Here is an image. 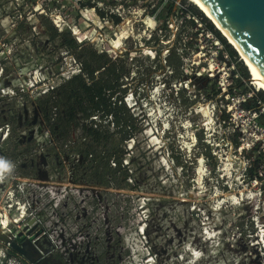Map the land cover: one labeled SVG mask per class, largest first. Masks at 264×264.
Returning a JSON list of instances; mask_svg holds the SVG:
<instances>
[{
  "label": "rangeland",
  "instance_id": "rangeland-1",
  "mask_svg": "<svg viewBox=\"0 0 264 264\" xmlns=\"http://www.w3.org/2000/svg\"><path fill=\"white\" fill-rule=\"evenodd\" d=\"M159 1L95 0L92 9L77 0H0V160L8 165L0 169V242L14 252L2 264H264L258 235L248 233L258 185L245 172L257 152H238L235 119L220 118L240 96L212 98L233 68L198 20L189 29L179 12L166 15L169 0ZM154 30L159 40H148ZM65 32L125 61L123 99L138 129L122 139L109 126L96 160L81 153L91 140L80 125L55 137L39 111V94L79 72L71 55L79 47L69 49ZM175 44L187 56L171 71L163 58ZM248 75L237 92L257 87Z\"/></svg>",
  "mask_w": 264,
  "mask_h": 264
},
{
  "label": "trees",
  "instance_id": "trees-1",
  "mask_svg": "<svg viewBox=\"0 0 264 264\" xmlns=\"http://www.w3.org/2000/svg\"><path fill=\"white\" fill-rule=\"evenodd\" d=\"M174 1L175 0H169L163 6L166 15L178 12ZM160 2L161 0L159 3ZM183 3L185 5L187 4L185 8L179 9L180 15L183 16V19H185L186 11L190 16L198 18L208 30L214 33L231 59L236 61V69L240 77L248 79L249 75L246 67L240 60L237 61V53L231 45L226 42L225 38L220 34L214 23L209 18H206L204 13L191 2L186 3V0H183ZM89 5L91 6L92 4ZM157 7V5H154L151 12H154ZM98 12L103 16L102 12ZM162 17L163 14L161 13V10L154 15V18L158 20ZM110 18L115 24L120 22L119 16H116L115 14H110ZM188 20L189 22L187 26H189L190 29L194 27L195 21L193 19ZM47 27L51 30L53 36L57 35L56 30L51 24L47 23ZM167 28L168 22L167 20H164L160 24V27H158V30L162 33L161 29L166 30ZM158 30L151 32L148 40H159L161 34H158L157 36ZM61 35L69 49L77 50L79 47V53L72 52L71 54L73 59L77 62L79 72L68 75L57 85L51 86L46 91L39 94L42 100V103H40L39 106V111L42 114L43 121L46 124L48 131L55 137H62L65 133L69 134L70 129L80 125L82 130L91 140V144L85 146L81 153L92 160H96L97 153L95 151V146L108 141L109 137L112 135L109 132V126L114 128V131L118 133L122 139L132 137L138 129L135 123L136 118H134L129 112L123 99L126 93V88L122 83L123 77L126 73L125 61L122 59L121 55L113 56L105 51L96 52L89 45L87 46L82 43L78 44L70 35V32H65ZM186 35L191 37L190 32H186ZM193 38H195V36L191 37V39ZM177 49L178 47L175 44L168 50V53L163 58L171 71L182 66L184 62L183 58L187 56L185 48L181 53H179ZM154 51L156 55L152 59H149L148 55L142 56L149 59L151 62V64H148V67H150L148 69L151 72H154L159 66L158 55L162 51V48H155ZM133 59L134 57L131 58V60ZM242 87L243 82L241 79H235L234 84L228 88V93L230 95H237L239 93L237 92L238 88ZM242 90H244V88ZM220 93L221 91L218 88L212 98L220 95ZM195 97L196 95L194 94V98ZM256 99H260L264 103L263 90H259L256 93ZM220 100L224 101V98L221 97ZM193 101L194 99L191 102H188L186 99V103H188L187 106L193 105ZM217 109L220 110L218 105ZM222 112L223 114L220 118L225 125L228 121V115L224 112V109ZM231 143L235 148L238 146L239 141L237 135H235ZM251 152L255 153V150L253 149ZM111 155L112 154L106 155L108 160ZM261 161V155L256 154L254 160L250 163V167L246 170V177L248 180L259 178L258 170ZM117 162L119 166V160ZM175 163L178 164L180 162L176 159ZM115 165H117L116 162H114V166ZM252 230L254 229L252 228Z\"/></svg>",
  "mask_w": 264,
  "mask_h": 264
},
{
  "label": "built area",
  "instance_id": "built-area-1",
  "mask_svg": "<svg viewBox=\"0 0 264 264\" xmlns=\"http://www.w3.org/2000/svg\"><path fill=\"white\" fill-rule=\"evenodd\" d=\"M77 1L79 4H84V5L92 4L91 5L92 9H95V6H97L95 0H77ZM163 1L165 2L167 0H163ZM175 1H174V3L177 7V11L180 13L179 9L180 8L182 9V5L179 3L177 4V0H175ZM178 12H176V13L178 14ZM188 19H193L194 21H196V20L199 21L198 25L199 26L202 25V28H200V30H202V31L205 30V33L207 34V36L213 37L215 39L214 45H215V47H219V49H220L221 56L219 58L220 59L224 58V60L227 62L230 61L231 67L233 68V70L231 71L230 78L228 79V81H226V85L222 86V88L219 87V89L221 91V95H226V97H227L226 99H228V100H229V96L231 97V99L233 97L240 96V97H238V99L235 100L236 102H230V103L226 102V108L225 107L223 108L224 110H226L228 112L226 114L228 115L229 120H232L233 118L235 119L234 125L236 126L238 134L241 135V137H238L239 144L236 147L237 151L241 152L242 150L246 149V150H250V152H251L254 149L255 152H257V154H260L262 157L260 168L258 170L259 178H254V179L249 180L251 186H257L258 185L257 186L258 192H257V194H255L256 195L255 215L249 216L250 221H251V223H250L251 228H250L248 233L256 232V234L258 235L257 236L258 240L261 242L262 247L264 248V221H262V219L260 218L261 210L264 213V193H263L264 190L259 187L260 184L264 183V103L260 99H256V93L259 91V89L257 87L254 88V90H253L250 86H246L244 88V90H241V92H239V94H237V95H230L228 93V88L234 84L235 79H241V81L243 82V78L240 77V75L237 72V69L234 68L235 67L234 63L236 61H233L231 59V57H229V54L225 51L221 42L216 38L214 33L211 32L210 30H208L198 18H196L194 16H190L189 13L186 11L185 12V19H183V20H187L185 22L187 24L189 22ZM195 29L197 30V27H195ZM201 35H203V33H201ZM194 39H196V37ZM206 47L207 46H205L203 49H205ZM178 51L181 53L182 48L179 47ZM214 54L217 56L216 52H214ZM183 59H185V58H183ZM230 59L233 62H231ZM245 84H247V82H245ZM221 89H223V91ZM1 91L4 93V89H1ZM250 101H251V104H250ZM246 115L249 117L248 122L246 120H244L245 119L244 116H246ZM46 137L49 138L48 135H46ZM15 203L17 205L18 200H16ZM19 206H20V204L18 203L16 208L18 209ZM26 210L27 209L24 205V212H26ZM24 212H23V215H24ZM1 213H0V222H1ZM18 213H19V210H18ZM12 215H13V217H11L10 214L8 215L10 220H12V219L14 220L17 213L12 214ZM23 217H21V219L19 221H17V220L10 221L8 223L7 228H6V232L11 231V228L9 227L10 224H12L13 222L14 223L15 222L16 223L21 222L23 220L22 219ZM27 225H28V223H25V226H27ZM34 225H35V223H33L32 225H29V229L32 228L34 230V234H36L37 230H35V228H33ZM252 226H253L254 231H252ZM34 234L32 233L31 235H34ZM13 241L14 240H12V243H13ZM16 241H18V240H16ZM8 245H10V242H7V243L0 242V264H2L6 260H10V258H8V254L10 253L9 251L13 252V250ZM263 259H264V253H263Z\"/></svg>",
  "mask_w": 264,
  "mask_h": 264
},
{
  "label": "water",
  "instance_id": "water-1",
  "mask_svg": "<svg viewBox=\"0 0 264 264\" xmlns=\"http://www.w3.org/2000/svg\"><path fill=\"white\" fill-rule=\"evenodd\" d=\"M236 42L264 72V0H204ZM18 251L23 248L15 242Z\"/></svg>",
  "mask_w": 264,
  "mask_h": 264
},
{
  "label": "bare ground",
  "instance_id": "bare-ground-1",
  "mask_svg": "<svg viewBox=\"0 0 264 264\" xmlns=\"http://www.w3.org/2000/svg\"><path fill=\"white\" fill-rule=\"evenodd\" d=\"M189 1L192 4H194L199 10H201L204 13V15L214 23V25L219 30L221 35L239 54V56L241 57L243 63L246 65L251 75V79L254 81L256 86L259 89L264 90V72L257 66V64L253 61L251 56L245 50H243V48L231 36V34L227 31L226 27L218 20V18L214 15V13L210 9V7L206 4V2L204 0H189ZM150 24L151 23H149V25Z\"/></svg>",
  "mask_w": 264,
  "mask_h": 264
},
{
  "label": "clouds",
  "instance_id": "clouds-1",
  "mask_svg": "<svg viewBox=\"0 0 264 264\" xmlns=\"http://www.w3.org/2000/svg\"><path fill=\"white\" fill-rule=\"evenodd\" d=\"M1 89H0V91H1ZM7 167H8V165L5 164L2 160H0V169H6Z\"/></svg>",
  "mask_w": 264,
  "mask_h": 264
}]
</instances>
